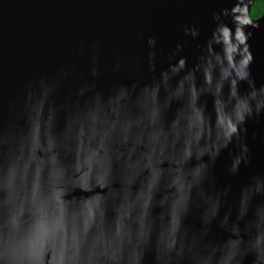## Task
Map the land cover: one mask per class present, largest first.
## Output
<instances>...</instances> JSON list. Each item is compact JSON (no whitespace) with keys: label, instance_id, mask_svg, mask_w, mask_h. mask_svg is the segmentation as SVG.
Here are the masks:
<instances>
[{"label":"water","instance_id":"1","mask_svg":"<svg viewBox=\"0 0 264 264\" xmlns=\"http://www.w3.org/2000/svg\"><path fill=\"white\" fill-rule=\"evenodd\" d=\"M254 1L0 0V223L8 211L3 184L10 169L15 179L7 207L22 222L31 217L45 229L56 227L54 236L37 241L33 264H59L65 236L70 248H79L77 264H123L108 258L115 251L118 226L126 246L143 224L155 249L166 238L173 206L183 213L190 185L179 173L182 150L189 143L197 157L201 151L212 156L219 148V184L227 181L232 187L226 196L219 186L198 189V211L190 212L185 223L195 225L201 215L217 225L226 216L236 223L245 208L247 220L264 218V208L251 202L245 188L248 178L264 168V121L248 123L253 158L235 177L224 172L240 148L236 142L223 147L219 137L218 121L226 126L234 107L245 101L247 82L218 92L222 81L215 76L206 85L199 73L195 81L191 74L211 60L213 48L221 51L209 43L218 23L213 15L240 3L258 25L244 31L251 33L252 77L257 87L264 85V10L252 19ZM224 22L233 27L230 17ZM186 28L198 29V37L185 35ZM149 53H155L154 59H148ZM93 56L98 90L74 95L93 80ZM180 58L187 61V73L179 65L171 69ZM212 67L209 63L206 71ZM61 69L68 74L63 86L42 106L37 101L27 120V85L58 79ZM193 83L198 101L189 95ZM162 161L169 163L168 169H160ZM154 172L163 178L149 191ZM36 206L42 209L39 217L33 216ZM212 239L226 242L228 225L214 230Z\"/></svg>","mask_w":264,"mask_h":264},{"label":"clouds","instance_id":"2","mask_svg":"<svg viewBox=\"0 0 264 264\" xmlns=\"http://www.w3.org/2000/svg\"><path fill=\"white\" fill-rule=\"evenodd\" d=\"M230 17L233 27H229L224 22V18ZM213 20L218 22L217 27L212 32L209 41L212 45L220 46V53L217 54L213 48L211 60L203 61L204 67L192 71V78L195 81L199 73L206 85L214 83L213 76L222 83L216 86L218 92L226 86H236L239 83L247 82L249 91L245 101L239 106L234 107L229 114V122L223 126L222 121H218L222 126L219 128V137L222 146L236 142L240 148V153L236 156L234 162L225 170V177H235L239 174L241 167L247 166L252 162V152L247 144L248 123L250 121H264V85L256 86L255 80L251 74V65L254 57L250 51L248 43L251 33H245L244 27H258L247 16V6L237 3L232 9H221L218 14L213 15ZM185 35H190L193 39L198 37V29L186 28ZM149 47H154L155 41H147ZM182 45H177V50L182 49ZM155 53H149L148 59H154ZM176 53L172 54L175 57ZM213 65L212 71L207 72V66ZM92 67L90 74L93 80L90 83H83L74 95L85 89L98 90L96 78L98 77L97 59L92 57ZM177 65L186 73L187 61L183 58L175 60L171 64V69L176 70ZM119 66H117V69ZM64 69L59 72V78L49 80L41 78L38 81H31L27 85L24 96L23 107L27 114V120L30 117L33 105L37 101L42 102L50 93L54 94L64 84L67 78ZM115 87V86H114ZM195 96V83L189 93ZM34 139L39 133V124L33 129ZM261 144L264 145V136L261 137ZM219 154L217 148L212 156L207 152L201 151L199 156L195 155L193 146L189 143L182 150V167L180 164H172V168L181 167L180 175L188 187L187 197L184 201L183 213L181 214L176 206H173L172 215L166 233V238L161 237L155 249L150 244L149 236L145 232L144 225H140L139 232L133 237L129 235L127 245H122V229L118 226L116 230L115 251L108 257L110 260L122 261L123 264H149L148 258L151 257L150 264H264V218L257 216L255 219L247 220L248 212L245 210L239 214L237 222L232 223L228 217L224 218L222 224L217 225L215 220L203 219L202 215L198 218L195 225L185 223V218L189 213L198 211L195 201L198 198V189L203 190L209 187L219 186L222 195H227L231 190V183L225 182L219 184V178L215 170V158ZM160 169H168L169 163L162 161ZM184 173H187L184 175ZM162 175L153 173L149 184V191L156 185ZM15 177L11 174L4 182L3 187L8 193V200L5 207L8 211L5 214L3 222L0 223V261L2 264H33L36 259L34 248L37 241H42L48 236H54L56 227L51 230L45 229L42 222L34 221L31 217L28 221H21L18 213L13 208L7 207L12 203L11 190ZM169 183H172L170 180ZM245 188L251 198V202L259 208H264V168L254 173L248 178ZM171 191H175L173 186ZM35 206V197H33ZM42 209L35 207L33 216L39 217ZM228 225L229 239L223 244L212 239V233L217 228ZM55 244V240L53 241ZM60 248L62 250L59 264H77L79 248L78 246L69 247L67 238L61 237ZM64 253H70L65 258ZM118 253H122L118 255Z\"/></svg>","mask_w":264,"mask_h":264},{"label":"trees","instance_id":"3","mask_svg":"<svg viewBox=\"0 0 264 264\" xmlns=\"http://www.w3.org/2000/svg\"><path fill=\"white\" fill-rule=\"evenodd\" d=\"M264 10V0H255L253 6L251 7L250 17L256 19L261 16Z\"/></svg>","mask_w":264,"mask_h":264}]
</instances>
